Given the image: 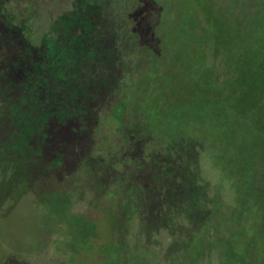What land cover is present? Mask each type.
<instances>
[{
  "label": "rangeland",
  "instance_id": "obj_1",
  "mask_svg": "<svg viewBox=\"0 0 264 264\" xmlns=\"http://www.w3.org/2000/svg\"><path fill=\"white\" fill-rule=\"evenodd\" d=\"M244 1L240 15L261 17L259 0ZM180 2L0 0V255L12 264H97L91 251L53 246L62 223L79 220L105 242L109 217L129 221L110 239L126 252L119 264H227L226 249L248 243L264 258V104L246 106L244 153L234 139L154 128L143 111L114 115L156 71L163 99L185 101L178 72L166 74L184 39L169 28ZM252 32L219 55L217 92L230 91L241 56H264V28ZM39 229L49 247L40 258L29 248Z\"/></svg>",
  "mask_w": 264,
  "mask_h": 264
},
{
  "label": "trees",
  "instance_id": "obj_2",
  "mask_svg": "<svg viewBox=\"0 0 264 264\" xmlns=\"http://www.w3.org/2000/svg\"><path fill=\"white\" fill-rule=\"evenodd\" d=\"M259 1L260 5L256 7L257 9L254 12L258 11L262 15H260L261 17H254L252 21H248L244 18V15H240L238 5H243L244 0H240L238 4L237 2L229 3L227 7H225L226 0H187L186 6L181 2L178 3V6L174 7L176 12L173 13V22L169 28L175 31L177 35L183 36L184 39L182 40L181 37L176 41V44L170 46L173 50L172 63L177 65H171L172 72L167 71L166 74L173 75L175 71L178 72L180 90H175L179 92L184 90L182 93L186 98L185 101L178 98L172 102L163 99L165 94H163L162 86L156 81L162 74L156 71L149 74L150 80L147 87L144 84L143 88L132 95L130 101L121 97L114 105V115L123 117L130 114L132 110L143 111L145 118L154 128L161 127L162 130H172L176 134H183L184 131H197L198 134H201L200 137L206 139L209 134H215L216 137L222 140L234 139L233 141L238 142L237 150L244 153L246 138H242L244 134L241 133L240 127L247 120L243 115L246 106H252L254 103L251 99L256 98L258 102L264 104V56L262 58L258 55H252L250 58L248 56L245 58L246 55L241 56L246 60L245 64L242 62L238 65L237 80L232 82V88L226 93L225 91H228L226 88L223 90L224 93L217 92L216 85H219L220 78L216 64H218L217 59H219L218 57L223 53V50L230 52L231 55L239 42L249 39V34L254 38V33H251V30H262L264 28V3L262 0ZM180 11L181 16H178L177 13ZM261 35L264 37V34ZM255 40L261 39L257 36ZM209 55H213V61L211 60V62L209 61ZM197 89L200 92L202 91L203 98L201 96L194 98V94H190L188 91L194 90L197 92ZM186 92L187 95L189 94L188 97H186ZM262 140L264 139L261 138ZM5 150L6 148H1L0 153L4 155ZM254 150H256V147L253 150L248 149L250 152ZM252 161H249V163L252 164ZM18 182L25 181L17 179L16 183ZM3 183L8 189L13 187V190H16L17 184L9 187L10 182ZM53 208L56 211L58 206ZM129 216L127 219L130 218ZM85 221L87 220L85 219ZM119 221L115 217L108 218L110 235L107 234V240L103 243H100V240L96 241L99 239V227L96 223H85L83 220H79V223H75L72 228L68 224L62 223L65 225L66 238L65 240L57 239V245L53 247L58 249L59 252H63L62 255H64L67 252L71 253L69 248L73 246L75 248L71 250L74 251L72 254L76 258H79L83 253L93 252L99 258L101 257L97 260L95 255L93 262L119 264V261L123 260L117 253L124 258L126 252L121 248V243L118 245L110 239L114 235L112 234L115 232L114 230L123 228L122 223H129V221ZM44 232V230L39 229L37 231L39 240H36L29 247L39 258L42 254L48 253L49 248L48 242H44L42 239ZM256 251V247L252 243H248L239 255L231 247H228L225 252L227 254L226 263L264 264V258H260ZM36 254L22 257L23 259L20 258L19 260H32ZM103 256L106 257L103 258ZM0 257L2 264L15 262L9 252L0 255ZM53 259L52 264L62 260L55 257Z\"/></svg>",
  "mask_w": 264,
  "mask_h": 264
}]
</instances>
